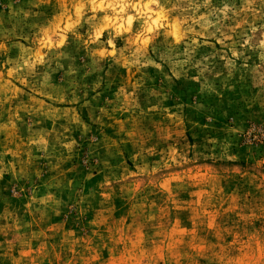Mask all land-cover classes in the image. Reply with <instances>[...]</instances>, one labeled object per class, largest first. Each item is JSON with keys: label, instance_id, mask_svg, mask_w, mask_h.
<instances>
[{"label": "rangeland", "instance_id": "1", "mask_svg": "<svg viewBox=\"0 0 264 264\" xmlns=\"http://www.w3.org/2000/svg\"><path fill=\"white\" fill-rule=\"evenodd\" d=\"M0 264H264V0H0Z\"/></svg>", "mask_w": 264, "mask_h": 264}]
</instances>
